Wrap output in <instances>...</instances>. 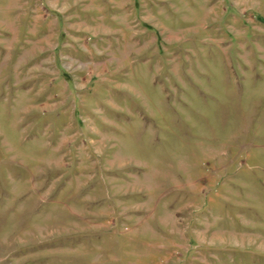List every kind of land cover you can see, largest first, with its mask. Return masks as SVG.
Returning <instances> with one entry per match:
<instances>
[{
  "label": "rangeland",
  "instance_id": "rangeland-1",
  "mask_svg": "<svg viewBox=\"0 0 264 264\" xmlns=\"http://www.w3.org/2000/svg\"><path fill=\"white\" fill-rule=\"evenodd\" d=\"M0 264H264V0H0Z\"/></svg>",
  "mask_w": 264,
  "mask_h": 264
}]
</instances>
